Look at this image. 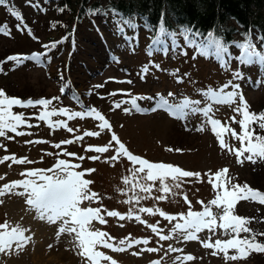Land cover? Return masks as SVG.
I'll use <instances>...</instances> for the list:
<instances>
[{
    "label": "rangeland",
    "instance_id": "374dc122",
    "mask_svg": "<svg viewBox=\"0 0 264 264\" xmlns=\"http://www.w3.org/2000/svg\"><path fill=\"white\" fill-rule=\"evenodd\" d=\"M57 2L37 0L36 3L35 0H31L30 4L29 0H10V8L20 13L23 22L17 20L9 9L0 7V26H6V31L10 33L0 34V61L9 56L40 54L36 61L25 60L20 65L13 61L3 64V72H0V89L9 97H18L22 100L60 97L50 108H66L71 112H79L85 108L95 109L110 123L111 131L105 129L99 136L84 137L77 143L63 145L57 149L53 145L62 140L73 139L77 135H83L85 131H100L97 127L99 121L91 117L73 120H66L64 116L51 118L53 121L66 120L68 127L74 130L69 133L64 128L53 131L45 122L30 119L28 123L39 127L20 128L18 131L30 132L31 135L15 136L8 132L7 136L13 137L12 139L0 137V144L8 150L5 152L0 148V157L15 154L17 158L27 157L33 163L12 164L10 160L0 163V176L4 177L0 180V186L25 179L20 173L27 169L46 170L52 168L57 159L67 160L71 164L80 165L75 169L77 172L85 169L96 170L83 178L93 182L89 188L99 193L101 199L99 203L83 201L80 204L81 208L102 207L121 214H126L132 209L134 214H139L147 224L158 225L163 229L164 235L169 234L172 225L177 221L170 224L159 214L137 213L136 210L139 207H152L170 215L187 213L188 205L183 199L186 194L191 201L192 211H202V206L197 201H204L207 204L216 195L205 173H216L217 170L227 168V176L231 178L232 184L246 183L252 189L264 193V159L257 158L255 164L248 160L238 164L234 154L219 147L216 136L206 123L207 118L200 111L193 112L189 109L177 111L175 107L168 109L157 107L156 111L150 110L162 104L163 100H167L172 106L179 105L184 100L200 101L199 105L191 107L205 109L211 106L212 112L209 115L226 123L239 134L241 132L239 123H233L231 120L233 116H236L237 121L241 118L233 111L239 104V96L232 104L216 103L204 93L223 88L231 81L233 85H239V92L246 100L250 112H264V65L238 63V57L229 56L228 52L223 59L214 52L208 53L205 57H201V54L192 55V48L188 49L186 54H182L185 51L176 46L175 40L171 46L172 49L174 47V51L170 52L164 42L154 45L156 38L147 39L145 32L132 37L131 42L128 28L123 26V33L118 34L112 21L110 23L97 21L95 27L92 26L91 29L86 25L78 26L74 31L76 36L72 34L70 37H64L69 24L62 21L69 17L67 12L58 11ZM29 29L32 35H29ZM53 41L56 42L55 45L59 44L55 51L44 47L53 44ZM236 55L241 57L242 51H236ZM229 57L230 62L226 61ZM145 65L149 70L141 79V70ZM155 65H159V68ZM236 72L241 73L243 79H235ZM178 79L182 82L178 83ZM128 80L132 83L117 82ZM256 81L261 83L256 85ZM97 85L102 87H95ZM224 91L231 92L233 88L228 87ZM170 92L173 93L172 96L168 95ZM133 97L143 98L136 101L142 111L132 109L125 112L124 109L132 108L130 103H122L119 108L113 107L114 104L128 101ZM12 110L16 113L22 112L28 117H33L40 111L39 108L19 107ZM201 126L205 130L197 131ZM252 128L256 134L264 136V130L259 129L256 124H253ZM113 132L132 154L152 163L171 164L185 171L198 172L201 174L200 179L183 178L181 187L173 189L175 195L156 191L159 187L157 180L151 195L153 197L166 195L165 200L149 198L141 200L139 204L124 203L128 196L121 194V190L126 188L122 181L123 177L128 175L127 169L131 164L126 159L113 162L114 166L105 163V158L114 154L112 151L102 155L85 151L88 145L107 144ZM224 139L233 148L238 149L241 146L240 140L233 138L230 132L224 135ZM29 140H45L48 143L26 144L25 141ZM63 151L84 156L85 159L58 156V153ZM93 155H101V158L96 161L87 159ZM247 155V152L244 153V156ZM9 164L12 166L9 167ZM48 175L52 173L49 172ZM166 182L172 183L170 178ZM128 187L130 188V185ZM128 195H132L131 191ZM0 200H3L0 204V224L5 220L13 226L19 224L28 230L25 235L31 237L22 249H17L13 244L11 249L0 252V264H87L85 258L78 254L80 249L77 247L75 233L64 232L57 235L63 221L48 223L40 219L39 214L26 205L23 196L7 194L0 197ZM212 212L217 217L222 214V210L216 207L212 208ZM233 214L251 218V223L247 227L258 234L257 241L264 243V235H259L264 233V205L250 200H240L235 204ZM101 215L105 216L107 223L100 224L93 220L88 226L89 230L107 232L116 241L129 235L133 239L150 240L148 245L134 246L124 252H114L97 246V251L112 257L117 264H153V261H159V264H180L176 258L186 255H192L195 259L185 261L184 264H264V253L259 252H251L246 259L235 261H225L222 252L212 255L214 249L204 248L201 241H208L209 237L212 243L217 239H229L230 237L219 227L214 234L206 229L198 233L197 240L185 241L182 236H174L171 240L160 241L150 228L135 219L121 221L103 212ZM217 222L219 223V220ZM121 224L124 226L120 227ZM247 235L248 233H241V237ZM169 246L182 251L168 252ZM141 248H157L158 251H141ZM133 252L139 254L133 255ZM235 254L234 249L228 252L230 256ZM101 264L109 262L102 261Z\"/></svg>",
    "mask_w": 264,
    "mask_h": 264
},
{
    "label": "snow or ice",
    "instance_id": "6c2138e0",
    "mask_svg": "<svg viewBox=\"0 0 264 264\" xmlns=\"http://www.w3.org/2000/svg\"><path fill=\"white\" fill-rule=\"evenodd\" d=\"M29 3L31 4V0H29ZM5 4L6 0H0V5ZM60 10L63 11L64 9L62 8ZM9 11L17 20L23 22V18L19 12L12 9H9ZM111 14L113 17L119 16V12L115 8L111 10ZM165 17L166 13L161 11L157 39L153 42L154 45L163 43L160 40V36H166L169 39H173L176 36L175 31H168ZM123 26H127L132 31H135L136 25L133 22L131 14H128L126 17H120L118 20H114L113 27L117 30L118 34L123 33ZM144 27L148 28L149 25L145 24ZM184 32L185 30H181L182 35ZM28 33L29 35H32L30 29L28 30ZM0 34L9 35L10 33L6 31V26H0ZM193 35H199V33L196 32L193 33ZM243 35L247 42L236 44V47L242 50V56L238 58L240 63L264 64V50L257 51L256 45H254L251 39L248 38V33H244ZM261 39L264 40V37H261ZM185 40L188 41L187 35H185ZM188 42L191 43V41ZM212 45L214 48V54L223 59L228 52L227 45L221 43L219 40H212ZM44 47L54 48L55 43L44 45ZM164 50L167 51V48ZM202 54L204 53L202 52ZM39 58L40 54H33L32 56H9L5 60L0 61V72H3V64L8 61H13L17 65H20L25 60L36 61ZM230 60L231 57L228 58L229 62ZM155 67L159 68V65H155ZM148 70V66L145 65L141 70V79H143V74H146ZM234 78L243 79V76L241 73L236 72ZM117 82L132 83L131 80ZM177 82L179 83L182 81L178 79ZM260 83L261 81H256V85H259ZM95 87H102V85H97ZM228 87H232L233 91L225 92L224 89ZM61 91L63 92V89ZM204 94L214 99L216 103L228 104L235 103L236 97L239 96V104L233 109V111L241 118L239 121H237L236 116L231 118L233 123H239L241 128L239 134H237L235 130L226 123H222L221 121L214 119L212 115H209V113L212 112L211 106L205 109L191 107V105H199L200 101L184 100L181 104L172 106L168 105L167 100H163L162 104L157 105L150 110L156 111L157 107L168 105L169 108L175 107L177 111H183L184 109H189L193 112L200 111L207 118L206 123L211 127L213 134L216 136L219 147L222 150L227 149L230 153L234 154L237 158L238 164H243L245 160L251 161L255 164L257 158L264 159V136L256 134L255 129L252 128V125L256 124L259 129L264 130V112H250L246 100L239 92V85H233L231 81L224 85L223 88L215 91L209 90ZM111 95H116V93H111ZM125 95L130 94L125 93ZM168 95L172 96L173 93L170 92ZM59 99L60 97H53L51 99L40 98L36 100L29 98L27 100H22L18 97H9L3 89H0V137L12 139L13 137L7 136L8 132L13 133L15 136L31 135L30 132L26 133L18 131L20 128L39 127V125L28 123L30 119L45 122L53 131L59 128H64L69 133H72L74 130L68 127L66 120L91 117L99 121L97 127L100 131H85L83 135H77L73 139L62 140L60 143L53 145V147L57 149L61 148L63 145L77 143L83 140L84 137L99 136L105 129L111 131L110 123L95 109L85 108L79 112H71L66 108H50V106L53 105V102H58ZM139 99L143 98L133 97L128 101H121L120 103L114 104L113 107L119 108L122 103H130L132 108L124 109L125 112H129L132 109L142 111L136 103ZM15 107L39 108L40 111L33 117H28L22 112H14L12 109ZM53 116H64L66 117V120L53 121L51 119ZM204 130L203 126L197 128V131ZM229 132L232 134L233 138L240 140V148H233L225 142L224 135ZM25 143L43 144L48 142L45 140H29L25 141ZM113 145H115V147ZM0 148H3L5 152L8 151L3 144H0ZM168 150L171 151V149ZM85 151L101 155L112 151L114 154L106 157L104 161L105 163L114 166L113 162H120L121 159H126L131 164V167L127 169L128 175L124 176L122 181L126 188L121 190V194L128 196V199L123 201L126 204H139L141 200L149 198L158 201L165 200L167 198L166 195L162 194L156 197L151 195L157 180H159V187L156 188V191L175 195L176 193L173 189H179L181 187L183 178L196 177L197 180H199L201 175L198 172L194 173L182 170L178 166H173L171 164L152 163L142 157L136 156L127 149L126 145L120 141L119 137L114 132L107 144L103 146L88 145V147L85 148ZM246 152L248 155L244 156V153ZM46 154L52 155V153ZM101 155H93L87 157V159L96 161L101 158ZM58 156H68L78 160L85 159L84 156H77L75 153H69L67 151L58 153ZM241 157H243V159H241ZM9 160L12 164L23 165L33 163V161L29 160L27 157L17 158L15 154L0 157V163ZM11 166L12 165L9 164V167ZM79 167V164H71L67 160L57 159L55 165L50 169H27L20 173L25 179L12 181L0 186V197L7 194L23 196L25 197L26 205L37 212L40 219L46 220L48 223H55L57 220L63 221L61 227L58 229L57 235L64 232H68L69 234L75 233L77 247L80 249L78 254L85 258L87 264H101L102 261H108L109 264H117L112 257L101 251H97V246L111 249L114 252H124L134 246L148 245L150 243L149 239H133L131 235L116 241L115 238L111 237L107 232L89 230L88 226L93 220L98 221L100 224L107 223L105 216L101 215L102 212L109 217H116L121 221L125 219H135L139 223L145 224L150 228L151 231L159 237L160 241L171 240L174 236H182L185 241L197 240L199 239L197 235L198 233L206 229L214 234L216 228L219 227L225 235L230 237L229 239H217L212 243L211 237H209L208 241H201V243L206 249H214L212 255H217L218 252H222L225 261L246 259L251 252L264 253V243L257 241L256 237L258 234L253 232L251 228L247 227V225L251 223V218L240 217L233 214L234 206L240 200H250L264 205V193L252 189L246 183L244 185L232 184L231 178L227 176V168L217 170L216 173H205V175L208 176V183L212 185L213 191L216 195L215 198L210 200L207 204H205L204 201H197L201 204L202 211H192L191 201L186 194L183 196V199L188 205L187 213L170 215L161 209L152 207H139L136 210L137 213H147L149 215L159 214L170 224L172 221H177L172 225L169 234L164 235L162 234L163 229L159 228L158 225L147 224L146 221L140 218L139 214H134L132 209L126 214H121L118 211H109L102 207L81 208L80 204L83 201L87 200L99 203L101 197L99 193L90 190L89 185L93 182L83 178L85 175L96 170L85 169L81 172L75 171V169ZM49 172L52 173V175H48ZM169 178L172 181L171 184L166 182ZM3 179L4 177L0 176V180ZM148 181H151L152 183H148ZM129 185L130 188L128 187ZM229 185H231V187H229ZM18 189H22V191H18ZM129 191H131L132 195H128ZM138 193H145L146 195H139ZM2 203L3 200H0V204ZM213 207L222 210V214L219 215V217L213 214ZM218 220L219 223L217 222ZM123 226V224L120 225V227ZM26 231L28 230L21 225L17 224L13 226L7 220H5L3 224H0V252L5 251V249H11L13 244L16 245L17 249H22L31 239L30 236L25 235ZM241 233H248V235L241 237ZM259 235H264V233H259ZM230 249H234L236 254L231 256L228 255ZM141 251L156 252L158 249L141 248ZM167 251L176 252L182 251V249H176L169 246ZM132 254L138 255L139 253L133 252ZM193 259H195V257L192 255L176 258L180 264H184L185 261H191ZM153 264H159V261H153Z\"/></svg>",
    "mask_w": 264,
    "mask_h": 264
},
{
    "label": "trees",
    "instance_id": "16d2710c",
    "mask_svg": "<svg viewBox=\"0 0 264 264\" xmlns=\"http://www.w3.org/2000/svg\"><path fill=\"white\" fill-rule=\"evenodd\" d=\"M57 1L56 8L58 11L67 12L69 17V19L66 18L62 21V23L67 22L69 24V29L65 30L64 37H70L72 34L76 36L74 31L78 26L86 25L91 29L92 26L95 27L94 24L97 21L98 23H110L131 14L136 25L135 31L124 26L128 28L131 37H137L140 33L145 32L147 39H154L157 38L160 13L164 11L168 31H175L176 36L173 39L166 36H160V38L166 39L168 44L175 40L176 46L178 45L180 50L183 48L185 53L192 48L193 42L203 40L205 44H212V40H219L227 45L230 56L237 58L236 51L241 49L236 47V44L247 42L244 33H248V38L256 45L257 51L264 50V40L261 39L264 37V0ZM35 2L37 3V0ZM0 7L6 10L11 9L10 0H6V4L0 5ZM62 8L63 11L60 10ZM113 8L119 12V16H112L111 10ZM145 24L149 27L145 28ZM181 30H185L183 35ZM196 32L199 35L194 36L193 33ZM185 35L188 36V41L191 43L185 40ZM52 43L56 42L53 41ZM57 45L59 44L50 49L55 51ZM205 46L207 47V45ZM200 56L204 57L203 54Z\"/></svg>",
    "mask_w": 264,
    "mask_h": 264
}]
</instances>
